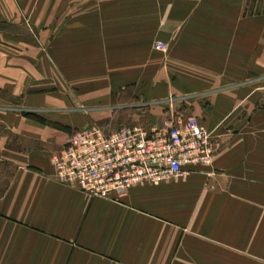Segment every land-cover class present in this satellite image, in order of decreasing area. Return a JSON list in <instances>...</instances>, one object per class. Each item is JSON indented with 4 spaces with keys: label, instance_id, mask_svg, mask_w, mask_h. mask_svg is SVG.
<instances>
[{
    "label": "crops",
    "instance_id": "crops-1",
    "mask_svg": "<svg viewBox=\"0 0 264 264\" xmlns=\"http://www.w3.org/2000/svg\"><path fill=\"white\" fill-rule=\"evenodd\" d=\"M248 8L249 0H0V89L20 108L73 132L113 119L117 130H149L170 120L168 95L223 91L211 99L223 118L208 131L214 145L225 140L211 167L133 186L114 202L55 178L52 156L68 138L60 127L0 108V264H264V117L255 131L233 127L246 97L237 84L264 76V13L249 17ZM8 27L33 29L37 41ZM27 42L38 46L25 51ZM222 122L229 131L215 133Z\"/></svg>",
    "mask_w": 264,
    "mask_h": 264
},
{
    "label": "built area",
    "instance_id": "built-area-1",
    "mask_svg": "<svg viewBox=\"0 0 264 264\" xmlns=\"http://www.w3.org/2000/svg\"><path fill=\"white\" fill-rule=\"evenodd\" d=\"M214 153L211 133L189 117L166 121L162 128L124 127L108 135L90 125L68 136L52 164L61 184L119 202L133 186L183 179L186 167L208 166Z\"/></svg>",
    "mask_w": 264,
    "mask_h": 264
},
{
    "label": "rangeland",
    "instance_id": "rangeland-1",
    "mask_svg": "<svg viewBox=\"0 0 264 264\" xmlns=\"http://www.w3.org/2000/svg\"><path fill=\"white\" fill-rule=\"evenodd\" d=\"M247 14L249 17L259 16L264 13V0H249V8L247 10ZM4 30L9 32H18L19 36L24 41L29 42H36L37 35L33 29L23 27V28H12L8 27ZM33 46H38L37 43H25L24 49L25 51L31 50ZM162 45H156V48L161 49ZM239 85L243 86V90L245 91L246 97L243 99V102L240 106H238L235 110L238 116L235 115V120H241V122L236 123L233 125L237 131H255V126L252 124L257 117V115H263L264 117V76H249L246 77L240 82ZM223 91L220 92H198L193 93L191 96L195 98L191 100L190 94L189 95H168L165 100H163V104L165 107L166 116L170 118L172 121H184L189 117H193L198 119L208 130L209 123H213L215 120H221L223 116H221L222 110H215L213 109L212 105V97H218ZM243 93V94H244ZM47 94V92H46ZM49 94H47L48 96ZM20 97L12 96L8 91L4 89H0V108L2 109H11L12 114L18 117L26 118L30 121H34L36 123L42 124L47 127L57 126L60 127L64 133L72 134V128L66 127L63 124H59L55 122V119L52 118L51 114L41 111V110H32V109H25L20 108ZM197 107L199 110V114H194L193 109ZM145 117V116H144ZM116 119L112 121L108 120V122H98L97 124L103 127L105 133L108 135L111 131L117 130L116 127ZM225 124L222 122L220 125L218 124L215 133L219 131H229V128H224ZM163 127V126H162ZM161 127V128H162ZM83 128V127H82ZM123 128V127H122ZM160 128V127H155ZM121 129V128H120ZM226 129V130H225ZM119 130V129H118ZM210 130V129H209ZM214 131V130H211ZM218 138L220 135L217 136ZM223 135L220 137L221 139L217 140V146L215 147V153L212 158V162L209 167H211L214 163L215 158L219 154V150L222 148L223 143L225 140L222 139ZM207 174H205L206 176ZM213 176L212 173L208 174L206 177L211 178ZM210 255L214 253H209ZM218 257V254H216ZM234 259V257L232 258Z\"/></svg>",
    "mask_w": 264,
    "mask_h": 264
}]
</instances>
